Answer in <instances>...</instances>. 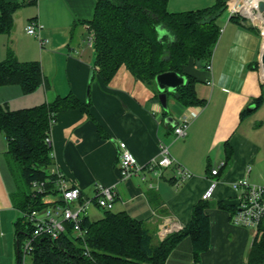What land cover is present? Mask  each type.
I'll use <instances>...</instances> for the list:
<instances>
[{
    "label": "crops",
    "instance_id": "0c3cea01",
    "mask_svg": "<svg viewBox=\"0 0 264 264\" xmlns=\"http://www.w3.org/2000/svg\"><path fill=\"white\" fill-rule=\"evenodd\" d=\"M215 1L169 0L167 7L171 12H182ZM234 1L227 0V9L217 19L220 32L208 62L211 67L187 66L197 78L196 93L204 103L182 138L174 137L173 126L187 106L178 102L171 91H167L165 109L156 83L149 86L122 66L106 84L95 71L87 20L93 17L96 0H37L15 11L9 34L0 33V60L10 45L19 59L40 61L48 81V85L43 83L30 93H23L18 84L1 85L0 103L18 109L53 101L70 92L83 101L89 100L93 118L76 108L56 115L49 134L54 165L86 196L94 194L96 184L114 185L117 196L113 211H127L144 220L155 236L159 237L161 224L176 220L186 225L191 221L193 207L202 200L212 178L211 168L225 161V148L230 146L232 160L221 166L218 185L208 199V250L195 260L191 240L186 237L165 264H246L256 233L255 228L233 223V212L218 205H236L234 180L247 177L264 185V71L260 61L264 37L258 24L231 13ZM31 20L43 25L40 34L47 39L43 46L36 35L26 31ZM260 96L262 101L255 106ZM160 140L168 143L176 161L192 172L190 178L178 180L174 166L163 169L160 177L147 172L145 181L140 175L120 178L119 141H124L144 164L158 156ZM7 149V138L0 132V250L6 247L0 264H16L15 224L22 212L11 198L16 183ZM96 207L89 208L86 216L101 218L103 214Z\"/></svg>",
    "mask_w": 264,
    "mask_h": 264
},
{
    "label": "trees",
    "instance_id": "16d2710c",
    "mask_svg": "<svg viewBox=\"0 0 264 264\" xmlns=\"http://www.w3.org/2000/svg\"><path fill=\"white\" fill-rule=\"evenodd\" d=\"M169 0H96L93 17L87 20L95 51V71L108 84L126 67L143 83L154 86L157 74L175 71L186 82L171 95L183 106L202 105L196 93L197 78L188 72L189 64L207 67L219 36L217 19L227 9V0L195 10L171 12ZM37 0H0V33H10L14 13L23 5ZM252 29L254 27L251 26ZM48 85L38 60H21L8 45L6 56L0 60V86L20 85L23 93ZM157 96V91H156ZM262 101L256 98L255 106ZM90 101L81 100L70 92L53 101L11 109L0 103V132L8 142L6 152L9 169L16 183L12 202L22 214L16 221L17 261L21 264L20 244L32 227L23 212L45 205L42 195L31 190L32 180L52 179L54 165L52 145L46 141L58 112L79 109L93 118ZM99 131L105 134L99 125ZM224 165L232 160V149L225 148ZM209 201L202 199L192 210L191 221L183 229L169 233L163 239L155 236L144 220L132 217L127 211L104 209L103 216L93 220L84 216L81 225L87 228L84 242L67 232L59 239L39 238L31 255L32 264H165L179 242L191 240L193 256L199 260L210 246ZM231 211L236 205L218 203ZM246 264H264V217L261 219L247 254Z\"/></svg>",
    "mask_w": 264,
    "mask_h": 264
},
{
    "label": "built area",
    "instance_id": "2783aa9c",
    "mask_svg": "<svg viewBox=\"0 0 264 264\" xmlns=\"http://www.w3.org/2000/svg\"><path fill=\"white\" fill-rule=\"evenodd\" d=\"M252 0H235L230 5L231 13L242 15L251 19L253 23L259 25L261 33L264 35V17L257 7H250ZM258 2L264 0H257ZM259 4V3H258ZM250 8L245 11L244 9ZM256 15L258 17H256ZM43 27L37 20H31L26 26V31L36 35L43 46L47 39L42 38L40 30ZM211 64H207L210 68ZM201 105H189L181 115L179 121L173 126L175 138L185 137L191 121L196 117ZM46 141L51 144L50 135ZM119 147V174L121 179L130 178L133 175H140L142 180H147V172L160 177L163 169L174 166L175 176L180 181H184L192 176V172L182 164L178 163L171 154L168 143L159 141L158 156L151 158L144 164H140L136 156L128 148L124 141L118 142ZM224 164L211 168L212 178L206 190L202 194V199H210L219 182L220 168ZM52 179L32 180L31 190L42 195L44 206L34 208L29 212H23L25 219L30 223L32 229L25 235L20 244L19 253L21 264H32L31 255L39 238L47 237L51 240L59 239L67 232L68 226L72 228L73 235L86 244L87 228L82 227L81 222L92 204L102 209H112L116 200L117 192L114 185L105 186L96 184L94 194L86 196L81 188L70 182L66 175L55 165L50 168ZM232 187L236 191V208L231 214V221L235 224L257 229L261 219L264 217V185L250 181L243 177L232 181ZM184 224L173 221L170 224H161L159 238L163 239L169 233L183 229Z\"/></svg>",
    "mask_w": 264,
    "mask_h": 264
},
{
    "label": "water",
    "instance_id": "95a60500",
    "mask_svg": "<svg viewBox=\"0 0 264 264\" xmlns=\"http://www.w3.org/2000/svg\"><path fill=\"white\" fill-rule=\"evenodd\" d=\"M258 10L262 13L264 17V1H260L258 4ZM261 66L264 71V48L261 53ZM93 75V71L90 73V80ZM186 82V77L184 75L179 74L175 71H166L156 75L155 83L157 85L159 92V99L161 104L165 109H168L167 105V91H175L178 86L184 84ZM18 264V261H16Z\"/></svg>",
    "mask_w": 264,
    "mask_h": 264
},
{
    "label": "rangeland",
    "instance_id": "374dc122",
    "mask_svg": "<svg viewBox=\"0 0 264 264\" xmlns=\"http://www.w3.org/2000/svg\"><path fill=\"white\" fill-rule=\"evenodd\" d=\"M22 8H23V9H24V8H28V6H27V7H22ZM246 19H248L249 22H252L251 19H249V18H247V17H246ZM252 23H253V22H252ZM262 35H263V34H262ZM263 37H264V35H263ZM4 103H5V102H4ZM94 206H96V205H95V204H92V205L90 206V209H91L92 207H94ZM96 208H97V210H98L99 213L103 214L104 209H99L98 207H96ZM113 209H114V208H112V210H113ZM88 210H89V209H88ZM13 247H14V243H13ZM5 249H6V247H4L3 249L0 250V256L4 255L3 253L5 252ZM14 251H15V250H13V254H15Z\"/></svg>",
    "mask_w": 264,
    "mask_h": 264
},
{
    "label": "bare ground",
    "instance_id": "6f19581e",
    "mask_svg": "<svg viewBox=\"0 0 264 264\" xmlns=\"http://www.w3.org/2000/svg\"><path fill=\"white\" fill-rule=\"evenodd\" d=\"M258 1L257 0H252L251 2H249V4H250V7H257L258 6ZM245 11H247V10H249L248 12H250L251 11V9L250 8H248V9H244ZM256 17H258L257 15H256ZM86 39V38H85Z\"/></svg>",
    "mask_w": 264,
    "mask_h": 264
}]
</instances>
